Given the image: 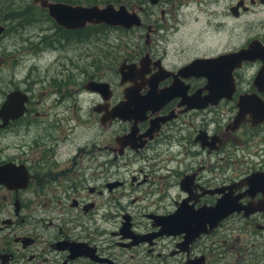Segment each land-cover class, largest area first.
Returning a JSON list of instances; mask_svg holds the SVG:
<instances>
[{"label":"flooded vegetation","instance_id":"flooded-vegetation-1","mask_svg":"<svg viewBox=\"0 0 264 264\" xmlns=\"http://www.w3.org/2000/svg\"><path fill=\"white\" fill-rule=\"evenodd\" d=\"M93 5L140 24L73 20ZM16 18L40 44L6 46L8 80L0 70V108L12 91L24 101L0 112V264H264V118L232 122L240 95L264 100V0H0V44ZM215 41L231 47L205 54ZM45 74L53 85L35 84ZM135 79L137 110L110 116ZM151 90L164 93L149 105ZM70 113L103 137L65 145Z\"/></svg>","mask_w":264,"mask_h":264},{"label":"water","instance_id":"water-1","mask_svg":"<svg viewBox=\"0 0 264 264\" xmlns=\"http://www.w3.org/2000/svg\"><path fill=\"white\" fill-rule=\"evenodd\" d=\"M52 12H54L53 6L49 7ZM74 12L77 14L78 18L73 19L77 20V23L80 22V20H86L88 22L92 23H99V22H106L109 24H120L125 27H129L131 25H139L140 20L136 14L135 11H129V10H124L122 8L120 9H113L109 6H98V5H93L87 8H80L79 6L76 7V10ZM81 17V18H80ZM133 17V18H132ZM136 17V18H135ZM70 24V23H68ZM2 28L0 27V31ZM149 32V31H148ZM257 49H262L260 46L255 45L254 48L249 46L247 48L240 49V56H247L250 55L253 51ZM261 52H264L262 50ZM235 51H229V52H224L221 54H218L216 56H198L192 59L189 63L183 65L181 67L182 70H187V69H197V67L202 64V63H208L209 60L215 64L212 60H219L221 64H227V58L229 56L235 55ZM219 65V64H218ZM120 70L123 71V67L121 65ZM135 70V67L133 64H130L127 66V70H124L123 74H125V78H129V75ZM210 70V69H209ZM217 72V71H216ZM143 73V69L141 70L140 74L138 76H141ZM223 73V72H222ZM211 75V74H210ZM227 75V74H226ZM155 76V75H154ZM226 77V76H225ZM153 78V77H152ZM222 80V79H221ZM155 81L156 78L152 80V88L155 87ZM226 84V83H225ZM141 84L137 82L135 79V83L133 86L129 87L128 89L125 90L124 96L125 99L120 101L119 103L114 106L112 109V114L110 116L116 115H121L124 109L126 108L133 114L137 110V101L136 96L138 89L140 88ZM232 91V90H231ZM164 91L162 93H156L154 90L149 91V93L145 96L144 102H147V104H155V97L157 95H163ZM22 92L20 91H12L8 94L7 99L2 103V106L0 108V112L9 115L11 117H16L19 116L23 112L24 104H23V96ZM221 93H211L209 95L210 99L204 100L205 102H208V100H211V102H216L217 98L221 96ZM215 99H213V97ZM227 96H230V93L227 94ZM192 97V96H191ZM238 105V111L236 115L234 116V119L232 122L239 123L242 120H244L246 117V113H248L250 116V120L253 122H256L258 120H261L264 118V100H261L260 98H257L254 95L251 94H246V95H240L239 99L237 101ZM100 110V108H97ZM105 114L101 118V121L104 123L105 120ZM10 166V164L7 166V168ZM20 167V166H18ZM19 182V181H18ZM19 184H23V182H19Z\"/></svg>","mask_w":264,"mask_h":264},{"label":"rangeland","instance_id":"rangeland-1","mask_svg":"<svg viewBox=\"0 0 264 264\" xmlns=\"http://www.w3.org/2000/svg\"><path fill=\"white\" fill-rule=\"evenodd\" d=\"M17 19V18H16ZM16 19H14L11 23L6 24V27L8 29H16L18 28L20 25L18 23H16ZM198 22L197 20H191L190 25L194 24ZM26 25V23H25ZM27 26V25H26ZM199 30L194 28L193 30L191 29H187L186 33H184L187 37V43L192 44V48L196 47V44H203L205 42V33L202 34H198ZM23 34H26L27 36H29L26 40L23 41H15V39L13 37H9L7 38L3 43L0 44V70L4 71V75H5V79L8 80V72L10 67L7 66V62L5 63L4 60V52L6 51V46L8 49H12V48H21V47H25L27 49V51H34L36 50L37 46L40 44L39 43V34L36 33L35 31H26ZM127 37H129V34L126 33ZM6 38V37H5ZM16 43H19L21 45L17 46ZM166 43V42H165ZM231 46L227 43H219L218 41L215 42H210V50H207L208 52H204L205 54H213L219 50H223L226 48H230ZM203 52H201L200 54H202ZM189 57V55H185V56H181L179 55L178 57H176V61H179L178 63L184 62L187 58ZM8 60H11V55L8 57ZM7 60V61H8ZM26 64L21 68V72L18 73V75H21L24 71L25 68L28 66H31L33 64H37L36 61L33 60H29L26 59ZM60 67V64H57ZM26 66V67H25ZM50 77L49 75L46 74L44 75V77L42 79H40L39 81H37L35 84H42V85H53L52 81L49 80ZM80 111H78V114ZM78 114L76 113H70L71 116H73V119H70V124L67 125L68 127H70L71 131H68V129L66 127H64V135L66 133H69V138L70 136L73 137V139L75 140L76 144H73L70 142V139L67 141V143L65 145H69L71 146L72 150L76 149L77 147H81L84 144H88L90 142L93 141L94 138H96L98 141L100 140L101 136L103 137L102 130L99 129L97 134H90L88 131V127L90 122L87 121L86 117L82 115V117L84 118V120L86 122H84L83 119H80V115L78 116ZM71 124H73V126H70ZM81 126L82 128L77 129V126ZM72 127V128H71ZM101 134V135H100ZM100 135V136H98ZM25 138V136H21V140H23ZM88 139V142H85L84 140Z\"/></svg>","mask_w":264,"mask_h":264},{"label":"bare ground","instance_id":"bare-ground-1","mask_svg":"<svg viewBox=\"0 0 264 264\" xmlns=\"http://www.w3.org/2000/svg\"><path fill=\"white\" fill-rule=\"evenodd\" d=\"M16 23H18L20 26L18 27V28H16V29H8V30H6L7 29V27H6V25H5V27L3 28V31H4V29H5V34H7V36H6V38L5 39H7V38H9V37H12V36H14V35H16L18 32L19 33H24V32H26L27 30H25L24 28H23V26H22V21L19 19V18H17L16 19ZM3 32V33H4ZM202 57H206V56H202ZM224 94H221V96H219L217 99H219L220 97H222ZM12 120H15L14 118H12Z\"/></svg>","mask_w":264,"mask_h":264}]
</instances>
